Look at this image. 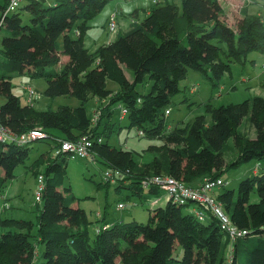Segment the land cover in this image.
<instances>
[{
    "label": "trees",
    "instance_id": "obj_1",
    "mask_svg": "<svg viewBox=\"0 0 264 264\" xmlns=\"http://www.w3.org/2000/svg\"><path fill=\"white\" fill-rule=\"evenodd\" d=\"M106 1L22 0L10 10L9 1L0 0V124L16 134L41 128L51 139L29 166L43 176L36 220L0 216V264H33L38 255V264H264V169H254L235 188L223 181L212 193L231 223L245 230L241 235L230 237L209 211L198 219L194 202L169 198L145 222H110L103 214L89 234L92 221L65 184L68 153H54L62 140L101 136L89 146L90 158L114 171L101 184L115 181L117 189L125 187L133 196L158 194L162 189L153 182L155 175L195 186L204 178L222 179L225 171L251 160L264 161V95L217 106L205 102V112L184 124L168 126L165 119L188 68L219 84L230 62L242 63L251 50L264 53V18L245 19L233 28L222 18L220 0H181L180 7L164 0L89 51L82 43L86 17ZM17 75L43 78L44 95H72L80 103L36 109L11 88ZM146 77L150 89L141 93L136 84ZM107 79L118 90L108 88ZM90 97L108 99L95 120L84 106ZM113 103L126 108L129 128L157 140L144 148L147 160L104 140L109 118L105 128L100 124ZM247 115L251 137L239 129ZM30 144L0 139V190L29 156ZM228 152L232 157L226 159Z\"/></svg>",
    "mask_w": 264,
    "mask_h": 264
},
{
    "label": "rangeland",
    "instance_id": "obj_2",
    "mask_svg": "<svg viewBox=\"0 0 264 264\" xmlns=\"http://www.w3.org/2000/svg\"><path fill=\"white\" fill-rule=\"evenodd\" d=\"M164 0H107L98 11L86 17V27L82 32V43L89 51L96 49L97 45L110 42L117 32H123L130 27L131 12L136 9L138 19L146 15L156 2ZM180 7L181 0H174ZM223 7L222 18L233 28L238 27L245 19L255 16L264 18V0H220ZM113 15V16H112ZM113 19L116 27L108 28L109 20ZM73 33V30L70 32ZM2 33L0 30V37ZM60 36V41H61ZM1 40V38H0ZM229 70L224 71L219 78V84H213L202 74L191 68L187 69L186 76L179 80L180 91L172 97L169 104V113L166 114L167 125L184 124L192 121L197 114L205 112L204 103L209 102L214 106L221 103L240 102L246 98L264 95V53L256 50L248 51L245 60L232 61ZM129 75L130 73L126 71ZM151 80L146 77L143 83L136 84V89L141 93L149 91ZM11 87L20 95L21 101L25 100L23 85L35 90V98L31 101L36 109H55L60 104L77 106L78 98L72 95L46 96L43 94L46 81L43 78H31L26 75H17L12 80ZM106 86L113 91L118 89L116 82L107 79ZM3 98L0 97V103ZM108 100V99H107ZM100 104L96 97H90L84 102L86 113L93 117L95 111L100 112ZM99 109V110H98ZM111 114L104 115L100 129L105 128L104 122L109 118L110 123L106 129L107 142L117 148H126L133 151L134 157L145 161L148 156L144 153L147 144L157 142L146 136L138 135L135 127H128L127 115H121V107L117 103L111 105ZM95 110V111H94ZM94 111V112H93ZM99 115V114H98ZM207 121L210 119L207 116ZM240 131L248 136H253L254 128L247 115L240 127ZM50 138L41 141L33 140L30 144L29 156L24 162L19 163L14 169V177L3 184L0 190V216H12L17 218L36 220L35 190L37 188V176L30 169V165L41 151L48 147ZM232 143L233 139L227 140ZM226 159L232 157L229 152ZM66 161L67 175L65 184H69L74 195L75 203L81 207L87 218L92 221L88 226L89 234L95 231L96 218L105 215L110 222L136 219L145 222L149 212L156 206H162L167 200V194L161 190L158 194L143 192L139 196L130 195V190L125 187L116 188V182L110 181L109 185H102L105 181L101 163L87 158L68 156ZM254 169H264V161L251 160L236 168L223 173L222 179L227 188L237 187L241 178L251 175ZM41 172V167L38 173ZM256 172V171H255ZM199 184V183H198ZM217 190V189H216ZM214 191L213 193H215ZM166 194V195H165ZM129 195V196H128ZM255 196L252 195V200ZM121 201L124 207L118 208ZM40 256L36 257L33 264H38Z\"/></svg>",
    "mask_w": 264,
    "mask_h": 264
},
{
    "label": "built area",
    "instance_id": "obj_3",
    "mask_svg": "<svg viewBox=\"0 0 264 264\" xmlns=\"http://www.w3.org/2000/svg\"><path fill=\"white\" fill-rule=\"evenodd\" d=\"M8 9L12 10L22 1V0H8ZM113 16V15H112ZM116 27L113 19L109 20L108 28L113 30ZM22 88L25 89V100L31 102L35 98V90L31 87L23 85ZM166 114L169 110L165 111ZM97 111L93 113L92 119L95 120L98 116ZM126 108L121 107V117L126 115ZM143 130H137L138 135H142ZM46 134L41 128H34L23 133H12L9 129L0 124V139L1 141L10 142L14 141L18 144L30 143L33 140L43 139ZM96 140L97 142L102 141V137H89L82 135L76 140H62L60 141V147L56 148L55 154L59 152H66L68 156L87 158L90 156L89 146ZM114 171L112 169H105L103 171L104 179L109 180L113 178ZM153 182L159 185L166 194L167 198L171 199L173 202L184 204L189 201L194 202V213L196 217L200 220H204L206 217V211H209L216 216L219 220V225L221 230L227 232L230 237L236 235H241L245 233V230L238 229L233 225L229 219L228 214L223 209L221 203L218 202L215 196L212 194L214 188H218L223 184V180L220 177L215 178H204L199 184L195 186L187 185L184 181L178 180L172 176L168 175H155L153 177ZM43 176L42 174H37V188L35 190V200H40V196L43 189ZM165 194V195H166ZM118 208L124 207L122 202L117 203Z\"/></svg>",
    "mask_w": 264,
    "mask_h": 264
},
{
    "label": "crops",
    "instance_id": "obj_4",
    "mask_svg": "<svg viewBox=\"0 0 264 264\" xmlns=\"http://www.w3.org/2000/svg\"><path fill=\"white\" fill-rule=\"evenodd\" d=\"M150 10V9H149ZM148 9L146 10V13L149 11ZM136 15H137V12H136V9H133V11L131 12V21L132 20H139L137 17H136ZM111 41V40H110ZM108 43V42H107ZM104 44V43H103ZM101 45V44H100ZM98 46V45H97ZM66 59V55H62V59L61 60H65ZM126 74H127V76L128 77H130V75L126 72ZM113 90V89H112ZM118 90V89H117ZM98 101L99 102H101V104L100 105H103V104H105V102L107 101V98H99L98 99ZM95 111V110H94ZM93 111V112H94ZM98 112V111H97ZM169 126V125H168ZM171 126V125H170ZM253 134H254V132H253ZM251 137V136H250ZM214 189H217V188H214ZM213 191H216V190H213ZM213 193V192H212Z\"/></svg>",
    "mask_w": 264,
    "mask_h": 264
}]
</instances>
